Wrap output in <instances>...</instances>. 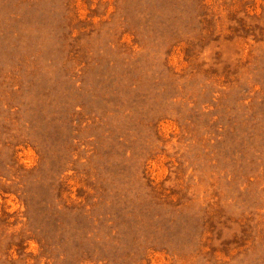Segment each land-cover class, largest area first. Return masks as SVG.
Listing matches in <instances>:
<instances>
[{
	"label": "rangeland",
	"instance_id": "obj_1",
	"mask_svg": "<svg viewBox=\"0 0 264 264\" xmlns=\"http://www.w3.org/2000/svg\"><path fill=\"white\" fill-rule=\"evenodd\" d=\"M0 264H264V0H0Z\"/></svg>",
	"mask_w": 264,
	"mask_h": 264
}]
</instances>
